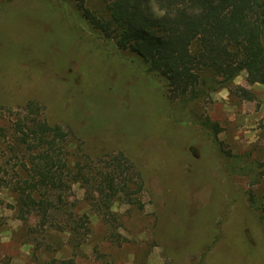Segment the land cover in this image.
Wrapping results in <instances>:
<instances>
[{"label":"rangeland","instance_id":"374dc122","mask_svg":"<svg viewBox=\"0 0 264 264\" xmlns=\"http://www.w3.org/2000/svg\"><path fill=\"white\" fill-rule=\"evenodd\" d=\"M72 16L0 0V264H264V84L242 71L194 99L164 98L137 55L101 45ZM33 102L66 131L76 173L66 212L47 217L19 214L12 190L13 124ZM110 158L140 189L113 194L104 215L89 201ZM70 210L86 216L82 234L68 230Z\"/></svg>","mask_w":264,"mask_h":264},{"label":"trees","instance_id":"16d2710c","mask_svg":"<svg viewBox=\"0 0 264 264\" xmlns=\"http://www.w3.org/2000/svg\"><path fill=\"white\" fill-rule=\"evenodd\" d=\"M42 2L59 9L63 17L74 15V27H91L101 45L137 55L148 80L160 86L164 98L194 99L201 91L226 86L242 71L248 83L264 84V0H100V11H92L86 0ZM152 4L157 14L151 11ZM204 70L219 77L207 79L201 75ZM38 109L36 103H29V113L13 124V140L21 155H14L18 161L12 190L19 214L36 211L47 217L66 212L63 194L76 173L62 151L66 131L39 118ZM202 126L216 140V123L206 119ZM1 158L3 164L9 160ZM115 162L119 159H108L97 184L98 195H90L92 207L104 215L113 194L140 189L132 174L119 178L125 169L119 171L121 164ZM249 203L258 208L250 197ZM65 218L74 234L87 228L84 214L70 210ZM65 262L72 264L71 259L61 263Z\"/></svg>","mask_w":264,"mask_h":264}]
</instances>
